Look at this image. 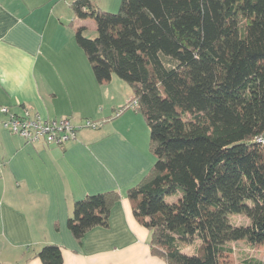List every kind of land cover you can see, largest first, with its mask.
Instances as JSON below:
<instances>
[{"label":"trees","instance_id":"obj_1","mask_svg":"<svg viewBox=\"0 0 264 264\" xmlns=\"http://www.w3.org/2000/svg\"><path fill=\"white\" fill-rule=\"evenodd\" d=\"M71 7L94 20L96 36L78 27L75 39L96 79L114 74L129 84L149 127L155 161L127 195L150 230L151 252L167 264H233L232 242L264 248V0H121L117 12L72 0ZM118 198L106 191L75 201L67 222L74 237L107 226ZM231 214L249 223L232 224ZM36 255L62 264L56 244Z\"/></svg>","mask_w":264,"mask_h":264},{"label":"crops","instance_id":"obj_2","mask_svg":"<svg viewBox=\"0 0 264 264\" xmlns=\"http://www.w3.org/2000/svg\"><path fill=\"white\" fill-rule=\"evenodd\" d=\"M108 1L91 0L102 10ZM71 2L0 0V107L77 125L102 121L61 147L25 141L0 125V263L42 264L37 252L56 244L62 264H167L151 252L150 230L127 195L155 161L149 127L128 105L129 84L114 74L96 79L75 39L78 27L96 30L95 23L86 17L75 26ZM106 191L119 195L108 225L77 239L67 226L74 202Z\"/></svg>","mask_w":264,"mask_h":264},{"label":"built area","instance_id":"obj_3","mask_svg":"<svg viewBox=\"0 0 264 264\" xmlns=\"http://www.w3.org/2000/svg\"><path fill=\"white\" fill-rule=\"evenodd\" d=\"M128 105L135 107L136 101H131ZM0 112L4 116L0 125L11 133L28 142L43 141L59 147L75 140L80 128L97 129L102 125L101 120L90 118L83 119L77 125L67 116L42 117L38 112L25 107L16 112L9 106H1Z\"/></svg>","mask_w":264,"mask_h":264},{"label":"rangeland","instance_id":"obj_4","mask_svg":"<svg viewBox=\"0 0 264 264\" xmlns=\"http://www.w3.org/2000/svg\"><path fill=\"white\" fill-rule=\"evenodd\" d=\"M121 0H110L107 2V7H105L106 11L108 12H117L120 6ZM69 12V11H68ZM88 21L89 18H86ZM80 18L75 16V26L79 25L80 23ZM85 21L86 25L88 26L87 22ZM84 36L88 38H93L96 36V30L91 29L89 26L87 29L83 30ZM176 199V196H168L166 197L167 202H172ZM230 221L232 224H237V225H246L249 223V220L243 216V215H236V214H231L229 216ZM199 239L196 238L194 242L197 244L199 243ZM233 245V253H232V263L233 264H246L245 262L249 259H255L258 261H264V248L263 247H255L247 244L245 241L240 240L237 242H232ZM192 250V245H187L184 248V252L186 254H190Z\"/></svg>","mask_w":264,"mask_h":264}]
</instances>
